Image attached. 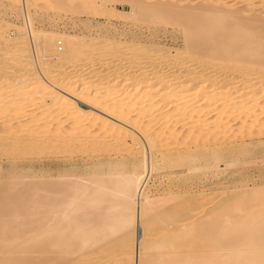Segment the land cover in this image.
Returning a JSON list of instances; mask_svg holds the SVG:
<instances>
[{"label": "bare ground", "instance_id": "1", "mask_svg": "<svg viewBox=\"0 0 264 264\" xmlns=\"http://www.w3.org/2000/svg\"><path fill=\"white\" fill-rule=\"evenodd\" d=\"M6 1L21 6L23 21L0 26V61L15 59L0 72V156L97 148L106 159L88 184L69 175L19 184L0 212V264H264L263 193L221 198L201 220L207 197L171 190L162 199L149 189L161 162L211 170L220 151L248 153L237 139L264 136V0L235 10L239 0ZM40 5L171 25L185 48L173 55L134 37L45 31L32 16ZM31 211L39 215L27 220Z\"/></svg>", "mask_w": 264, "mask_h": 264}, {"label": "rangeland", "instance_id": "2", "mask_svg": "<svg viewBox=\"0 0 264 264\" xmlns=\"http://www.w3.org/2000/svg\"><path fill=\"white\" fill-rule=\"evenodd\" d=\"M39 2L43 4L42 3L43 0L42 1L39 0ZM235 3L236 4L232 8L234 10L240 9L241 8L240 6L243 4V3L241 4L240 0L239 2L236 1ZM116 5L118 6V9H120L121 11H125V12L129 11V7L127 4L117 3ZM22 11L23 9H21L20 5L13 6L10 5L6 0H0V26L3 24H9L12 25V27L22 26V21H23V17L21 18ZM67 11H65V8L64 9L57 7L55 8L54 5L50 7H45L40 5L38 7H34V9L32 10L33 12L32 16L34 18V23L36 24L37 28L40 27L39 29H41L43 27L42 30L55 32L56 34L67 33L68 35H75V36L77 35L78 37L81 38L83 37L92 38L93 36L98 38L101 36L100 39L107 38L106 40L111 39V41H113L112 38H114L115 41H117V39L119 41L120 40L123 41L125 39L124 40L125 42L132 43L133 41V43L135 44L140 43L142 45H144V43L145 45L147 44L149 45V42L151 43L153 41L150 45L152 46L154 45V47H156L159 44L160 46V47L158 46L159 48L164 47L166 53L170 52L173 55H175L178 51L184 50L185 48L184 37L182 36L183 31L182 30L179 31V29H177L176 27H171V25L167 27L165 25L163 26L162 24H161L162 26L160 24L153 26L154 24L153 25L152 24L150 25L149 23L145 24L146 22L138 23L139 20L136 21L137 23L136 24L135 22H131L129 20L124 21V19L120 17H119L120 19L118 18L119 20L115 17L114 20H112L113 17L110 20H107L105 18L94 19L92 16L85 15L86 13L83 12L84 10L81 11L82 13L81 12L72 13L69 12L68 9ZM150 26H152L153 28ZM85 27H88V29ZM85 29L88 31H85ZM128 31L129 32L131 31L132 33L134 32V35L132 33H129ZM136 35H138L139 37ZM138 39H141V41ZM130 50H132V48L131 49L129 48L128 51ZM11 58L13 57L12 56L5 57L4 59L5 61L3 60L4 63L0 61L1 62L0 72L3 70L4 67L7 68L10 65L12 66L13 62L15 63V59L14 58L11 59ZM76 68H74L73 70L74 72L72 71L74 73V74L72 73L73 75L81 72V69L79 67L76 66ZM2 72L4 75V71ZM1 77L2 75H0V78ZM70 99L75 101V105L78 106L80 108L79 110L81 111L84 110V112L90 113V112H95L96 110L95 107L94 106L92 107L91 104L89 103H84L85 105L82 104V102L78 98L70 97ZM88 104L89 106H87ZM41 111L42 110H39L36 113H40ZM52 116H57V118H62V114L59 111L53 112ZM1 122L2 120L0 119V123ZM116 123L117 125H121V123L119 122ZM262 136L258 137V135H253L250 136L252 137L251 139L249 136L243 139H237L238 140L237 142L241 141V143L242 142L245 143L246 145L245 148L247 149L248 153L246 152L244 153L243 151L241 152V149L239 148H237V150L236 149L233 150L231 153L220 151L219 152L220 158H218L219 160L216 161L215 164L217 165L216 167L213 168L214 170L212 168L211 170L210 169L208 170V168L202 167V165L205 166L204 161L196 162V166L199 169L198 172L194 174L190 172L187 173L188 167L186 168V166H183V168L175 167L174 169H172V168L164 167V165L162 166V164H164L163 162L159 163L160 166L158 165L157 172H155L150 177V181L152 182L149 181V189L152 190L150 191L151 196L152 195L153 197L161 196L162 199H165L163 195L167 196V194L172 191L177 193L181 192L182 194H184V196L187 195L186 194L187 191L192 192L193 190V192H198L199 195L201 194L203 197H207L206 203H204L205 213L203 211L201 213V210L200 213H198L199 218L203 220V217L214 206V203L221 198L227 197L228 199L232 198L233 200L247 193H249L250 195L259 194V193L264 194V136L263 137ZM237 142H235V145L231 144V146L234 145L236 147V145H238L236 144ZM131 145L132 142L131 140H129L128 146ZM24 154L23 153L21 154L19 150H16L12 154L6 155V157L5 155L0 156V212L2 208H4L8 203H10V200L8 199H12V198L9 195L13 193V190L17 186L18 189H20L22 187L21 185L27 183L28 181L30 182L35 181L34 183H41L43 181L59 180L60 179L59 176L61 175L72 176V178L69 179L70 181L74 179L72 182H78L76 179L80 180L81 178L82 180L80 181L82 182L79 181L78 183H84L83 181L86 180L85 184H88L87 180H90L93 174L97 173V171L99 170V168H97L98 165H100V163L104 162L106 159L104 157L105 154L100 149L97 148H79V149H73L71 152H67V153L66 152L57 153L56 150L54 149H38V150L35 149L34 151H32V154L29 153H26L25 155ZM11 156L12 157L14 156V158H12ZM12 159H14L16 162H11L13 161ZM200 166L202 167V169H200L201 168ZM173 171L176 175L172 173ZM193 175L194 177H192ZM73 176L75 178H73ZM194 186L195 188H193ZM18 189H16L15 191L20 192V190ZM32 193L33 192L29 189L27 191H23L20 195H22L25 198L26 196H29ZM263 196L261 197L262 199H264ZM24 198L19 201L18 204H20V206L22 203H24L25 200L27 202L28 200L31 199V198H26V199ZM261 198L259 197L257 204L263 206L264 201L260 200ZM238 202L239 201H235L234 205H237ZM240 202L241 204H243L246 201H240ZM240 202L238 204H240ZM24 211L22 212L25 213ZM257 211H259L262 214V216H264V207L262 209L261 207H259ZM242 212H244V210ZM237 213L242 214L240 213V211H238ZM37 215H39L37 212L34 211L29 212L27 213V220H30L32 219L33 216H37ZM201 225L200 227H202ZM16 254L18 253H14L13 257H15Z\"/></svg>", "mask_w": 264, "mask_h": 264}]
</instances>
